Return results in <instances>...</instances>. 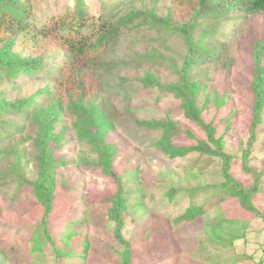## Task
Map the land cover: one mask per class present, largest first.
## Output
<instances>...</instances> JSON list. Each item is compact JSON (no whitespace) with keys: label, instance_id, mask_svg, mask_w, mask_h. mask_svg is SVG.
Segmentation results:
<instances>
[{"label":"rangeland","instance_id":"rangeland-1","mask_svg":"<svg viewBox=\"0 0 264 264\" xmlns=\"http://www.w3.org/2000/svg\"><path fill=\"white\" fill-rule=\"evenodd\" d=\"M21 1L33 10L15 50L41 64L14 76L0 69V264L122 263L126 250L114 236L106 199L116 181L103 171L98 143L112 155L110 167L128 196L122 234L132 241L131 264H258L262 219L245 216L250 224L238 237L244 228L231 231L232 224L226 232L222 221L213 219L216 201L235 205L236 199L228 192L211 198L207 190L195 200L208 204L193 213L185 190L223 181L222 159L214 152L219 144L231 155L230 175L244 187L256 184L253 201L264 212V100L256 115L253 93L256 43L262 45L264 69V13L207 10L190 33L199 54L183 82L178 71L188 45L178 27L139 24L133 15L147 11L178 26L192 23L177 0H118L114 7L84 0L89 11L132 21L103 49L96 70L85 72V94L78 87V95L65 100L59 66L67 54L43 37L42 28L76 0ZM183 83L193 90L202 123L186 114L177 94ZM19 101L25 104L14 110L11 104ZM94 118L102 142L89 132ZM153 120L171 122L179 133L160 143L162 130L139 125ZM172 147L187 151L172 153ZM45 168L50 200L35 186Z\"/></svg>","mask_w":264,"mask_h":264},{"label":"trees","instance_id":"trees-1","mask_svg":"<svg viewBox=\"0 0 264 264\" xmlns=\"http://www.w3.org/2000/svg\"><path fill=\"white\" fill-rule=\"evenodd\" d=\"M2 1L3 4L0 5V69H2V71H7L10 76H14L20 71L31 72L36 66H38V64H41V60L33 58L30 55H22L15 50V47L21 44L19 39L18 41L16 40L17 34L23 29H28L30 26V12L33 9L21 0ZM117 1L118 0H101V3L104 6L114 7ZM177 1L179 2V9L185 10L186 14L191 16L192 23H182L178 26L170 23L167 18L158 17L153 12L147 11L137 12L133 15L140 17L139 24L150 25L155 22L154 26L163 30H169L175 26L178 27V31L183 35L186 44L188 45V55L184 61L182 69L178 71L183 82L187 81V70L189 66H191L192 59L199 54V48L197 47L198 44H192L190 33L192 32L195 23L200 17L206 14L207 10L214 11L219 15H223L228 11L244 13L245 15L264 13V0ZM131 21V16H125L121 21H116L114 13L110 11L100 13L89 11L84 0H76L73 7L56 15L53 23L42 28L43 37H47L51 40L53 39L54 43L60 44L61 48L67 54L66 59L61 66H59V72L61 75L60 85L64 89V93H62L65 100H68L70 95H78V87L82 89L81 95L85 94L84 88L87 83V75L85 72L87 70H96L95 65L97 63L101 64L100 54L103 52V49L115 43L122 28L128 26ZM262 52V45L256 43L253 47V62L256 67V77L253 85V93L255 95L254 113L256 115L260 114L264 100V69L261 66ZM189 88L190 86L188 83L180 84V90H177V94L184 100L187 116L191 120L202 123L192 104L193 90H190ZM183 91L187 92L184 96ZM24 104L25 102L19 101L11 104V107L14 110H19ZM60 107L61 104L58 105V108ZM139 125L162 130L163 135L160 143L169 142L174 134L179 133V130L176 129L171 122L164 120L141 121ZM90 126L93 128L92 130L88 127L92 138L102 142V132L96 125L95 118L91 119ZM206 131L209 139L216 142L214 141L213 128L207 126ZM46 133L47 132L42 133L43 138H45ZM42 140L43 139H41V141ZM98 148L104 153V173L113 177L116 181V189L111 195L107 196L106 199L111 203L109 214L111 219L115 222L114 236L117 239V242L123 244L126 250L121 264H131L130 249L132 241L130 239H125L122 234V229L124 227L122 210L124 209V204L128 196L125 193V188L119 176L116 175L114 170L110 167V159L112 155H108L105 152L102 143H98ZM170 151H172V153L183 154L187 151V148L172 147ZM214 152L222 159V175L224 179L222 182L216 183L211 187H203L201 191H199L200 189L198 191L193 189L189 191L185 190L186 196L189 197V212L193 211V213H195L197 207L203 208L208 204L207 200L205 202L202 201L197 203L195 200L196 195L201 194V196H204L205 192L208 190V194L210 193V195H212L211 198H213L214 196L223 195V193L226 194L228 192L231 195V198L237 200V203H235V205H223L220 203L221 200L216 201V212L213 219L216 221L218 219V221H222L223 225L226 226V232L227 230H230V225L232 224L235 225V228L231 231H238L240 228H244L243 231L237 234L238 237H242L246 234V228L250 224L248 221L249 219H246L245 216H258L264 223V212L257 209V206L253 201L257 186L254 184L250 187H244L230 175L228 171L231 155L227 154L222 149L221 145L216 144ZM46 172L47 170L45 168V170L40 173V175L42 174L41 179L35 183V186L43 192L45 199L50 200L49 190L43 186L47 175H44V173ZM210 200L211 199H209V201ZM47 202L49 203V201ZM180 218V216L177 217L178 220ZM8 245L11 247V243H6V246ZM261 246L264 250V243H262ZM258 264H264V251L263 256L258 260Z\"/></svg>","mask_w":264,"mask_h":264}]
</instances>
